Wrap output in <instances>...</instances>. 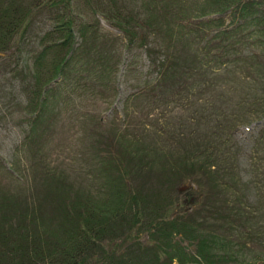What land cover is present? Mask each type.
<instances>
[{
	"label": "rangeland",
	"instance_id": "374dc122",
	"mask_svg": "<svg viewBox=\"0 0 264 264\" xmlns=\"http://www.w3.org/2000/svg\"><path fill=\"white\" fill-rule=\"evenodd\" d=\"M40 1L45 3L43 8L31 15L19 34L17 46L0 53V197L27 192L30 204L36 203V207L38 202L44 208L59 204L56 184L46 176L53 173L65 180L67 194L79 190L96 196L95 199L109 198L122 187V178L119 179L120 172L112 179L116 169L109 174L102 166L103 144L114 148L122 140L128 142L125 135L134 141L145 138L160 160H155V178L143 179L146 182L140 184L141 195L152 197L154 205H165L167 199L165 219L185 213V222L186 209L197 202L220 207L236 202L239 196L245 197L252 211L261 209L251 222L255 240L261 243H253L245 232L250 225L235 229L233 234L242 236L245 232L249 246L264 259V227L259 228V223L264 226V115L260 113L264 105V59L254 55L260 38L256 36L239 46L237 42L244 39L245 33L241 27L229 29L228 14L193 17L214 11L217 0H69V6L62 9V19L56 14L59 11L54 0ZM114 15L131 17L136 20L131 26L144 24L146 31L155 34L146 38V46L138 41L131 44L123 30L113 26L109 17ZM201 20H210V27L204 29L206 35L218 36L213 42L207 36L201 41L188 39L194 48L188 52L190 57H203V53L211 51L208 58L204 57L208 70L203 79L188 70L186 80L177 76L167 78L162 87L145 86L154 73L150 59L156 56L158 47H180L183 40L179 36L186 33V26ZM58 23L71 30H56ZM224 27L231 32L227 33L229 30ZM79 28L85 29L84 36ZM191 28L198 32L196 27ZM65 36L70 39V49L67 45L57 46ZM229 41L236 43L233 48L238 61L224 67L217 51L226 50ZM146 49L152 53L150 56ZM64 56V72L39 88L36 73L44 80ZM215 125L221 131H216ZM191 129L210 141L216 133L221 149L231 148V164L238 182L234 180L229 185L231 180L226 181L231 188L240 189L236 195L231 190L227 193L216 189L213 203L198 192L193 179L177 180L171 178V171L162 169L180 158V153L185 154L181 152L184 139L178 148L171 149L170 144L179 137L187 138ZM162 152L173 156L172 161H167ZM130 183L137 187L141 179L130 178ZM192 198L195 203L190 204ZM224 199L226 202L222 203ZM48 222L51 227L58 225L51 218ZM209 224L215 225L211 221ZM220 230L227 232L225 226ZM139 236V243L128 248L134 251L136 264L158 263L153 248L156 239L147 231ZM55 239H59L57 234L56 242ZM172 241L174 246L169 250L179 246L185 253L186 248L191 254L196 253L195 245L184 237L181 240L177 235ZM122 247L116 245L113 249ZM159 255L161 261L168 260L162 251ZM171 264H178L177 260Z\"/></svg>",
	"mask_w": 264,
	"mask_h": 264
},
{
	"label": "trees",
	"instance_id": "16d2710c",
	"mask_svg": "<svg viewBox=\"0 0 264 264\" xmlns=\"http://www.w3.org/2000/svg\"><path fill=\"white\" fill-rule=\"evenodd\" d=\"M216 2L218 7L214 11L203 12L193 17L203 18L212 13L228 14L229 29L236 30L237 27H241L245 33L244 39L237 44L241 46L244 41L257 36L260 38L256 42L259 50L254 55H262L264 59V0H217ZM44 4L40 0H30L27 3L24 0H0V53L10 52L17 46L19 34L25 30L31 15L43 8ZM53 4L58 8L59 12L56 13L58 18L62 19L64 17L62 9L65 10L64 8L69 6V0H54ZM109 18L114 21L113 26L123 30L131 44L138 41L144 46L146 38L155 34L146 31L144 24L131 26L136 22L131 17L114 15ZM220 20L222 19L215 21ZM209 21L201 20L194 25L192 22L189 23L186 26V33H181L179 36V39L183 40L180 47L177 46L178 44L158 47L157 53H154L156 56L150 59L154 73L151 81H146L145 86L162 87L167 78L172 80L177 76L186 80L188 70H193L192 72L199 79H203L205 71L208 70L205 64L207 60L204 57L208 58L211 51L207 50L201 55L203 57H190L188 52L194 48H191L188 39L196 38L201 41L207 36L208 41L213 42L218 38V36L209 37L204 33V29L210 27L207 26ZM224 23L225 21H222V25ZM191 26L196 27L198 32H195ZM61 28L66 30V33L71 30L70 26L65 27L59 23L55 26L56 30ZM224 28L229 30L226 29L228 27ZM78 32L84 36L86 31L79 28ZM229 32L231 30L227 33ZM219 39L218 43L222 41L221 38ZM69 42L70 39L66 37L57 46L66 48L67 45L70 49ZM234 46L236 43L229 41L226 50L217 51L219 54L217 57L224 67L238 61ZM146 51L149 56L152 54L149 50ZM197 54L200 55L198 52ZM66 59L64 56L56 62L50 72H47V75H50L44 77V80H40L39 73H36L37 86L43 87L50 83L56 74H62ZM173 83H176L175 80ZM262 93L261 101H264V90ZM260 113L264 115V105ZM214 128L216 131H221L219 125H215ZM125 137L128 142L122 140L114 148L103 144L101 149L105 153V159L101 161L102 166L109 174L112 169H116L117 172L112 173V179L117 178L114 175L120 172L119 179L122 178V187L115 190L109 198L95 199L96 196L79 190L67 194L65 180L62 177H54L53 173L46 176L56 184V199L59 204L51 203L49 207L44 208L41 202H38L36 207V203L30 204L27 192L0 197V264H136L134 251L128 248L132 244H138L140 232L145 231L152 239H156L152 247L157 252L158 263L150 264H171L174 259L178 264H264V259L258 256L259 252L251 248L247 242V234H249L253 243H261L256 242L251 224L260 208L252 211L245 197L240 196L236 202L228 204L229 206L224 204L220 207L195 203V199L192 198L193 202L190 204H195L186 209V222L185 213L166 220V212H163L169 205L167 199H164L165 205H154L152 197L142 196V191L139 190L140 184L146 182L143 179L150 181L151 178H155L158 171L155 166V160L159 159L156 157L158 153L154 156L152 146L145 138L134 141L127 135ZM212 137L210 141L205 135L197 136L194 129L189 130L187 138L186 135L179 137L170 144L171 149L178 148L181 139H184L185 145L181 152L185 154L179 152L181 157H176L174 163L169 162L170 165L162 169L171 171V178L177 180L184 177L193 179L197 184L198 192L215 203L214 190L223 189L227 190V193L231 190L232 195H236L240 189L235 190L229 186L234 180L238 182L234 178V168L231 164L234 158L229 153L231 148L222 150L220 136L213 133ZM162 155L167 161L173 159L170 154L162 152ZM261 173H264V170H261ZM136 176L141 179L137 187L130 183V178ZM227 179L231 180L229 185ZM78 196L81 197L78 199ZM225 202L226 199L222 203ZM198 206L200 211H196ZM194 212L197 214L193 215ZM49 218L53 223L58 222L57 227L50 226ZM209 221L215 225L209 224ZM249 225L250 227L245 230L247 234L245 232L242 236L233 234L235 229ZM224 226L227 232L220 230ZM263 227L259 223V228ZM135 229L138 232L137 236L134 235ZM260 229L255 226L256 232L261 234ZM56 234L59 239H55V242ZM177 235H180L181 240L184 237L191 245H195L196 253L191 254L187 248L185 253L184 248L179 246L177 249L169 250L174 246L172 240ZM108 245L110 250L107 249ZM116 245L123 247L115 250L113 248ZM159 251L166 254L167 261L160 260Z\"/></svg>",
	"mask_w": 264,
	"mask_h": 264
}]
</instances>
